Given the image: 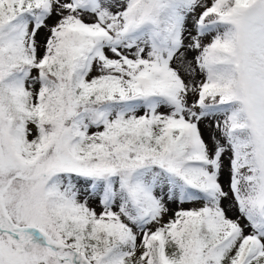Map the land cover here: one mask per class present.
I'll use <instances>...</instances> for the list:
<instances>
[{
  "label": "snow or ice",
  "instance_id": "1",
  "mask_svg": "<svg viewBox=\"0 0 264 264\" xmlns=\"http://www.w3.org/2000/svg\"><path fill=\"white\" fill-rule=\"evenodd\" d=\"M0 264H264V0H0Z\"/></svg>",
  "mask_w": 264,
  "mask_h": 264
}]
</instances>
